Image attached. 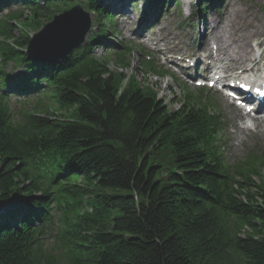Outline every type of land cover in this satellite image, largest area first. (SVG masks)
Here are the masks:
<instances>
[{
  "label": "trees",
  "instance_id": "trees-1",
  "mask_svg": "<svg viewBox=\"0 0 264 264\" xmlns=\"http://www.w3.org/2000/svg\"><path fill=\"white\" fill-rule=\"evenodd\" d=\"M20 1L27 13L0 25V57L28 67L7 44L9 21L22 32L13 45L24 47L26 29L73 0H44L47 12ZM82 1L104 19L97 0ZM109 55L86 48L69 64L43 66L53 106L21 120L2 94L0 66V264H264V157L228 166L211 101L183 90L170 111L151 87L111 73ZM125 57L114 64L127 66ZM53 205L62 223L46 248L34 238L51 225Z\"/></svg>",
  "mask_w": 264,
  "mask_h": 264
},
{
  "label": "rangeland",
  "instance_id": "rangeland-1",
  "mask_svg": "<svg viewBox=\"0 0 264 264\" xmlns=\"http://www.w3.org/2000/svg\"><path fill=\"white\" fill-rule=\"evenodd\" d=\"M175 3H170L169 7H166L168 4L165 5L162 9L164 11V13H162L163 16L159 15L156 22L152 24V27L154 25L157 26H155L156 31L152 34H147V37L151 38L152 42L156 43L159 48H168L169 51H174V53L176 50H184L186 52H182L181 54L189 55L190 53H187L190 50L189 48H196L201 41L200 38L204 37L202 41H206L207 36H210L211 30L220 29L219 25L210 29L209 24L214 18V13H218L222 16V23L225 22L224 28L222 30L220 29L216 36L224 35L226 40L234 45L239 44L245 37L251 35L256 37L253 40L255 42L264 39V0H221L216 8L213 6V10L205 11L204 14H202L203 18H206L204 25L208 26H202L203 20H200L201 12L197 10L200 0H177ZM141 4H144V1L137 4L140 8L138 9L135 7L134 12L141 11L142 14L145 13V9ZM126 8H130L129 4ZM9 9L15 11L17 7L10 6ZM153 10H150V13L153 12ZM127 12L128 14L125 19L118 17L114 19V26L116 28L115 39L111 40L112 43L120 46H134L133 52L126 56L124 61L128 64L129 68L123 69L121 66H116L112 62L115 61L113 57L111 58V62L108 63L109 70L116 72L123 71L126 74V79L133 78L141 87L145 85L152 87L158 98L163 100L170 109H177L178 103H173V101L180 97L181 92L173 82V79L170 77L161 78L148 75L141 69L140 60H143L142 53L145 52L146 49L141 43H137L131 38L137 36L139 39L145 32L137 33V27L134 26L138 25L136 24L138 13L136 12L134 14V12L131 11ZM215 18H217L216 15ZM90 21H93L92 15H90ZM149 28L150 27L146 30ZM28 34L30 35L29 31ZM18 36H20V32L15 28L13 37L16 38ZM107 50L108 49H103L101 47H93L91 53L97 58H100ZM152 63L154 66H160L159 63ZM162 70L166 69L162 68ZM176 76L179 81L183 82L178 75ZM187 88L191 93L195 92L191 87L187 86ZM213 96L218 104L217 107H219V109L217 108V110L219 114H221L226 128V142L228 145L223 153L228 158L227 162L233 164V162L243 159L252 150L264 148V136L237 133L232 118L235 116V111L228 107L217 95ZM262 173L264 174V171ZM254 181L257 184L259 179H254Z\"/></svg>",
  "mask_w": 264,
  "mask_h": 264
},
{
  "label": "water",
  "instance_id": "water-1",
  "mask_svg": "<svg viewBox=\"0 0 264 264\" xmlns=\"http://www.w3.org/2000/svg\"><path fill=\"white\" fill-rule=\"evenodd\" d=\"M88 30L86 15L79 7L54 18L29 42V54L48 60L64 59L83 41ZM40 43L41 47L35 45Z\"/></svg>",
  "mask_w": 264,
  "mask_h": 264
},
{
  "label": "bare ground",
  "instance_id": "bare-ground-1",
  "mask_svg": "<svg viewBox=\"0 0 264 264\" xmlns=\"http://www.w3.org/2000/svg\"><path fill=\"white\" fill-rule=\"evenodd\" d=\"M106 4L108 5V4H110V2H107ZM109 7H110V6H109ZM116 12H118V11H116ZM117 16H118V15H117ZM261 17H262V16H261ZM262 18H263V17H262ZM212 28H213V27L210 26V29H212ZM214 32H215L214 30H211V31H210V34L212 35ZM199 44H200V42H199ZM248 50H250V49L248 48ZM250 52H251V51H250ZM225 56H226V58H227L228 60L234 62V60L232 59V56H231L230 54L227 53ZM66 61H67L68 64L70 63V60H65L64 62H66ZM250 62H251V61H250ZM256 63H257V61H256L255 59H253V63L250 64V66H249V69H250V70H245V71H252V70H254V67L256 66ZM126 68H129L128 65L125 66V67H123V69H126ZM121 70H122V69H121ZM111 73H113V74H119V75H122L123 77H126V74H125L123 71H120V72L111 71ZM257 112H259V113H260V112H264V109H258Z\"/></svg>",
  "mask_w": 264,
  "mask_h": 264
}]
</instances>
